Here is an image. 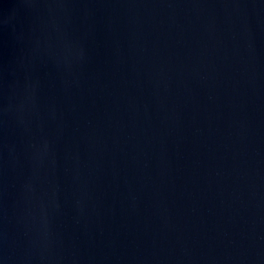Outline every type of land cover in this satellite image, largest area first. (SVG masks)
I'll return each mask as SVG.
<instances>
[{
  "label": "water",
  "instance_id": "obj_1",
  "mask_svg": "<svg viewBox=\"0 0 264 264\" xmlns=\"http://www.w3.org/2000/svg\"><path fill=\"white\" fill-rule=\"evenodd\" d=\"M0 264H264V0H0Z\"/></svg>",
  "mask_w": 264,
  "mask_h": 264
}]
</instances>
